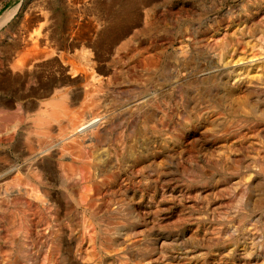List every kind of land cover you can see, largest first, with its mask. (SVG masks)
<instances>
[{"label": "rangeland", "instance_id": "1", "mask_svg": "<svg viewBox=\"0 0 264 264\" xmlns=\"http://www.w3.org/2000/svg\"><path fill=\"white\" fill-rule=\"evenodd\" d=\"M39 12L51 15L48 25L70 58L83 61L85 51L109 64L116 80L98 94L101 104L129 113L137 99L146 112L155 91V154L136 119L139 143L124 152L122 188L107 208L125 226L104 264H264V0H0V18L15 13L3 28L20 30ZM73 90L79 104L83 89Z\"/></svg>", "mask_w": 264, "mask_h": 264}, {"label": "bare ground", "instance_id": "2", "mask_svg": "<svg viewBox=\"0 0 264 264\" xmlns=\"http://www.w3.org/2000/svg\"><path fill=\"white\" fill-rule=\"evenodd\" d=\"M39 13L36 17L29 19L30 23L22 26L20 30L3 28L4 24L14 18L15 13H5L0 18V264H104L107 253L115 243V236H112L118 229H121V226H125V222L112 221L107 208L109 196L122 188L120 164L124 152L128 147L129 149L130 147L135 148L139 143L138 138H135L136 125L134 121L136 119L143 118V123L151 135V154H155L157 127L153 116L155 91L151 89L149 94L151 110L146 112H143V103L137 99L135 100L136 107L129 113L111 110V101L101 104L98 94L104 92L105 89L108 90L109 85H114L116 80L114 75L108 73L109 64L101 63V59L98 57L84 58L86 57L85 51L80 55L83 61L70 58L65 46L62 47L59 44L58 30L51 29V26L48 25L52 19L51 15ZM34 19L35 22L33 21L32 24L31 20ZM83 31L82 33H84ZM6 40L8 41L4 42ZM164 62L165 60H163ZM107 65L108 67L105 68ZM192 81L194 82V80ZM19 88H24L25 91H17ZM73 88L83 89V99L79 104L77 103L79 97L73 95ZM9 89H12L13 92L9 93ZM144 89L146 90V86ZM167 128L169 129V127ZM254 137L256 138V136ZM211 159L213 160V158ZM183 171L185 170L183 169ZM235 202L237 201L235 200ZM187 203L189 204V202ZM210 208L212 210V207ZM186 211L188 212V210ZM238 232L240 231L238 230ZM158 239L160 238L158 237ZM118 249L122 250L123 247L120 246ZM161 249L163 248L161 247ZM155 251L157 252V250ZM246 258H248L247 255ZM262 260L264 261V259Z\"/></svg>", "mask_w": 264, "mask_h": 264}]
</instances>
